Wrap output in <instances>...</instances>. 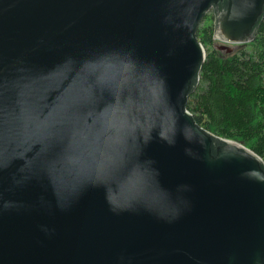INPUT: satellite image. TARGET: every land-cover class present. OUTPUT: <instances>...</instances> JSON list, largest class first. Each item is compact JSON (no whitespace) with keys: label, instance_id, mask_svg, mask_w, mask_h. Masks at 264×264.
Instances as JSON below:
<instances>
[{"label":"water","instance_id":"obj_1","mask_svg":"<svg viewBox=\"0 0 264 264\" xmlns=\"http://www.w3.org/2000/svg\"><path fill=\"white\" fill-rule=\"evenodd\" d=\"M211 9L264 0H0V264H264V160L186 108Z\"/></svg>","mask_w":264,"mask_h":264},{"label":"trees","instance_id":"obj_2","mask_svg":"<svg viewBox=\"0 0 264 264\" xmlns=\"http://www.w3.org/2000/svg\"><path fill=\"white\" fill-rule=\"evenodd\" d=\"M224 7L226 3H220ZM209 14L197 28L207 55L186 108L198 125L219 138L244 143L264 160V14L254 39L234 50L218 48L214 23H204Z\"/></svg>","mask_w":264,"mask_h":264},{"label":"rangeland","instance_id":"obj_3","mask_svg":"<svg viewBox=\"0 0 264 264\" xmlns=\"http://www.w3.org/2000/svg\"><path fill=\"white\" fill-rule=\"evenodd\" d=\"M208 19L206 20V22H204V23H209V24H213L214 23V14L213 13H210L209 15H208V17H207ZM215 42H216V44H218V43H222V42H220L219 41V39H218V37L217 36H215ZM245 145V144H244ZM246 147H248L247 145H245ZM250 148V147H249Z\"/></svg>","mask_w":264,"mask_h":264},{"label":"clouds","instance_id":"obj_4","mask_svg":"<svg viewBox=\"0 0 264 264\" xmlns=\"http://www.w3.org/2000/svg\"><path fill=\"white\" fill-rule=\"evenodd\" d=\"M161 138L166 139V137H164L163 134H161Z\"/></svg>","mask_w":264,"mask_h":264},{"label":"flooded vegetation","instance_id":"obj_5","mask_svg":"<svg viewBox=\"0 0 264 264\" xmlns=\"http://www.w3.org/2000/svg\"><path fill=\"white\" fill-rule=\"evenodd\" d=\"M211 13H213L214 11H213V9H211V11H210ZM208 14H209V12H208Z\"/></svg>","mask_w":264,"mask_h":264}]
</instances>
